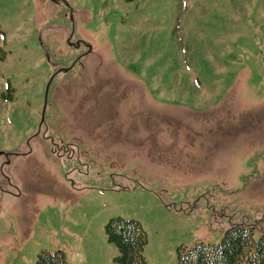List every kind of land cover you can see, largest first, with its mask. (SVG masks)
<instances>
[{"label":"rangeland","instance_id":"rangeland-1","mask_svg":"<svg viewBox=\"0 0 264 264\" xmlns=\"http://www.w3.org/2000/svg\"><path fill=\"white\" fill-rule=\"evenodd\" d=\"M0 47V264H117L115 216L147 264L264 233V0H0Z\"/></svg>","mask_w":264,"mask_h":264},{"label":"trees","instance_id":"trees-1","mask_svg":"<svg viewBox=\"0 0 264 264\" xmlns=\"http://www.w3.org/2000/svg\"><path fill=\"white\" fill-rule=\"evenodd\" d=\"M6 51L0 47V58H5ZM113 77V76H112ZM109 88H107V86ZM125 84L119 77H113L99 82L96 86L98 100L105 92L112 94L111 102H122V90ZM125 93V91H124ZM126 94V93H125ZM96 100L94 110H101L100 101ZM118 103L108 106L112 113H107L105 119L96 126L117 124L114 118ZM107 107L103 104L102 110ZM108 240L119 250L115 257L117 264H147L144 255L148 243V235L138 220L122 216L112 217L105 227ZM264 264V233L257 239L255 227L244 223L232 225L225 230L219 243L196 242L192 247L178 248V264ZM37 264H70L64 249L55 251L42 250L37 257Z\"/></svg>","mask_w":264,"mask_h":264},{"label":"crops","instance_id":"crops-1","mask_svg":"<svg viewBox=\"0 0 264 264\" xmlns=\"http://www.w3.org/2000/svg\"><path fill=\"white\" fill-rule=\"evenodd\" d=\"M67 258H68V260H69L68 253H67ZM69 262H70V261H69Z\"/></svg>","mask_w":264,"mask_h":264}]
</instances>
